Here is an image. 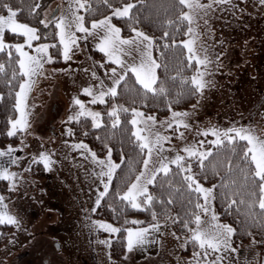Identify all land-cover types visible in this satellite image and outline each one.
I'll list each match as a JSON object with an SVG mask.
<instances>
[{
  "label": "snow or ice",
  "instance_id": "1",
  "mask_svg": "<svg viewBox=\"0 0 264 264\" xmlns=\"http://www.w3.org/2000/svg\"><path fill=\"white\" fill-rule=\"evenodd\" d=\"M62 3L66 6H57L41 16L38 11L42 7L41 0H20L19 7L16 0H0V53L6 57L0 62V83L7 89V93L0 92V104L9 102L13 113L6 121V135L30 134L34 105H30L29 99L39 78H47L46 65L55 63L57 56L65 63L71 61L81 41L93 40L95 49L105 58L99 67L115 65L104 73L110 84L92 71L91 78L98 83L82 87L81 95L90 98L87 103L79 96L72 98L73 111L67 123L83 125L90 121L91 128H110L113 134L119 129L126 135L135 155L127 160L122 156L121 162L115 163L113 149L107 143L104 144L107 155L101 159L83 141L70 145L65 141L66 146L90 160L94 165L92 174L102 185L92 211L110 195L117 170L124 164L127 173L121 180L125 187L114 193L115 198L125 209L147 212L151 216L147 226L123 230L126 253L160 244L158 236L165 235L163 230L179 225L189 234L181 248L191 245L194 249L190 264H225V261L233 264V254L240 251L239 246L233 247L237 230L220 222L214 202L219 199L226 214L242 215L241 224L264 230V136L258 135L252 124H233L227 128L212 125L196 131V135L204 139L185 143L176 150L171 146L173 137L160 129L172 130L180 140L185 135L181 129H192L188 118L198 109L205 90L213 86V81L207 79L212 75L209 66L219 65L220 60L219 54L215 60L210 59L207 49L200 44L199 21L207 25V18L218 9L223 10L222 6H238L232 4V0H161L151 5L163 15L159 20L162 35L156 38L138 27L144 19L142 11L149 8L147 0H62ZM259 4L264 5V0H259ZM97 15L101 18H95ZM20 16L38 18L36 23L51 31L41 32L39 27L23 22ZM114 19L124 21L130 32L128 37L122 36V28L113 23ZM6 34L21 37L23 42L9 43ZM177 35L186 38L177 42ZM154 51L159 52V58L154 57ZM169 54L175 61L176 71V75L169 78L171 86L169 80H160L157 75L162 67L168 71L165 61ZM187 69L192 70L191 75L184 74ZM130 76L134 77V83L130 82ZM176 85L179 90L174 98L168 99L172 96V86ZM122 92L132 95L133 104L137 98L141 102L149 98L166 100L171 117L158 122L154 115H146L136 107L113 103L104 114L110 122L106 124L100 111L88 107L105 104L107 98L115 99ZM191 98L197 100L191 112L172 109L173 104ZM125 114H130V118ZM66 134L74 135L71 128ZM96 138L102 142L108 139ZM166 144L169 147H165ZM17 151L22 149L10 145L0 150V158H7L0 160V181L8 183L10 192L16 191L18 180L22 179L9 167L19 164L20 158L14 155ZM170 152L174 155L167 154ZM54 155L42 151L31 163L41 164L46 171H51L56 164ZM137 165L141 166L138 172ZM30 170V167L26 169ZM209 173L219 177V183L205 187L201 180H206ZM177 206L179 211L172 215V209ZM125 223L143 225L144 221L125 220ZM93 224L110 234L121 232L112 224L99 221ZM0 225L20 226L4 195H0ZM170 234L180 239L175 232ZM247 235L252 236L253 245H264V236L257 241L252 232ZM99 243L111 246V240ZM127 258L125 255L124 259Z\"/></svg>",
  "mask_w": 264,
  "mask_h": 264
},
{
  "label": "rangeland",
  "instance_id": "2",
  "mask_svg": "<svg viewBox=\"0 0 264 264\" xmlns=\"http://www.w3.org/2000/svg\"><path fill=\"white\" fill-rule=\"evenodd\" d=\"M232 4L238 7L222 6L223 10L218 9L207 18V25L203 20L199 21L200 44L207 49L210 59L215 60L219 54L220 60L219 65L213 63L209 66L212 75L207 79L213 81V86L205 90L198 109L188 118L192 129H181L185 133L184 139H177V134L172 130L160 129L165 135L173 137L171 146L176 150L182 148L185 143L204 139L197 136L196 131L212 125L227 128L233 124H252L257 134L264 136V5H260L259 0H232ZM87 64L86 61L80 63L83 69L89 71L83 70L84 78L79 76L74 92L69 93L66 88L62 89L63 87L52 85L51 81H44L43 92L39 89L41 93L29 99L30 105H34L30 134H24L23 144L19 146L26 147L28 157L18 165L17 170L22 179L18 180L16 191L12 193L8 190L9 195H5L16 210L20 205H24V215L20 211L18 216L16 215L20 226H14L11 235H20L19 232H22L24 227L31 233L39 232L41 226L47 228L46 230L55 231L58 226L68 228L73 223H78V220L85 221L95 216L92 209L95 207L98 189L102 190V185L92 174L94 165L82 157L79 151L72 150L65 144V141L69 145L80 142L66 134L71 128L67 118L73 111L72 98L80 97L78 92L82 87L95 83H86L85 77H91V72L94 71L92 65ZM196 102L197 100L187 108L174 111L191 112L192 105ZM88 107L102 113L103 110H110L111 105L101 107V104H96ZM170 117L171 112L157 121H166ZM165 147L169 145L166 144ZM42 151L55 153L53 159L56 164L51 171H46L45 178H38L26 169L31 167L32 158ZM167 154L174 155L171 152ZM106 155L107 153L97 156L103 159ZM112 159L118 163L113 157ZM212 185L204 184L205 187ZM39 200L42 201L40 206ZM46 201L49 203L47 209L44 206ZM215 210L219 215L216 204ZM220 222L229 224L222 220ZM163 231L165 235L158 236L160 244L148 245L132 253H126L125 248L123 258L117 260L112 257L111 246L99 243L101 240H111L112 244L111 235L64 236L74 240L81 247V253L76 259L80 264H190L193 252L190 255L184 254L185 248L180 246L189 234H178L174 225ZM172 232L180 239L174 238L170 234ZM236 246H239L240 250H246L247 256L240 259L239 254H233V264H264L258 245H253L252 239L233 243V247ZM125 255L128 256L127 259H124Z\"/></svg>",
  "mask_w": 264,
  "mask_h": 264
},
{
  "label": "trees",
  "instance_id": "3",
  "mask_svg": "<svg viewBox=\"0 0 264 264\" xmlns=\"http://www.w3.org/2000/svg\"><path fill=\"white\" fill-rule=\"evenodd\" d=\"M55 0H41L42 7L38 11L41 12V16L43 15V11L50 5V3L54 2ZM161 0H147V4L149 5L148 9H145L142 11V15L144 17L141 24L138 25V27L145 31L147 34L154 36L156 38H159L162 35V29L159 26V20L163 19V15L161 13H158L156 9L151 8L152 4H159ZM16 6H20V0H16ZM2 14V13H0ZM107 14V12L105 13ZM26 15V14H25ZM22 19L24 22H30L32 25L37 26L41 29V32H49L51 29H44L42 25H38L36 23V20L38 18H34L32 16H26V19L24 16L18 17ZM95 18H101L99 15ZM91 19V18H88ZM114 22L122 28V35L124 37H128L130 35V32L128 28L126 27L123 20H115ZM186 37H183L181 35H177L176 40L179 42L181 39H185ZM23 38L16 37L11 34H6V41L9 43H16L19 41H22ZM55 51V50H53ZM154 57L159 58V52L154 51ZM6 57L4 54L0 53V62H2ZM169 65L168 71L165 72L164 68H160L157 70V75L160 78V80H169V85H172L171 80L169 79L171 76L176 75V71L174 68L175 61L172 60L171 54L167 57L166 61ZM63 63V60L57 56L56 62L53 64H50L51 66L59 69L61 68ZM191 69L185 70V75H191ZM130 82L134 83V77L130 76ZM138 87V86H137ZM178 85L172 86V96H170L168 99H172L175 96L176 91H178ZM0 92L7 93V89L4 87L2 83H0ZM108 102L105 104H101V107H107L108 105H111L113 103L123 105L125 107H136L137 109L142 110L146 115H154L156 119H161L162 117L168 115L170 111L168 110L167 101L162 99H152L149 98L146 101L141 102L139 98H137V102L135 104L132 103V95L128 93H123L118 96L115 99L107 98ZM196 98L191 99H183L178 104H173L172 109H183L189 107ZM107 111L103 110L102 115H104ZM13 113L11 112V104L9 102H6L5 104H0V146H6L8 144H17L21 138L22 134H18L15 137H8L6 135L7 131V125L6 121L7 119L12 116ZM127 118H130V114H125ZM123 118V117H122ZM105 123H110L107 121L106 115H104ZM130 127V126H129ZM71 128L74 133L73 138L78 141H85L88 143L90 148L98 155L103 156L107 153V149L105 148L104 144L107 143L112 149V157L117 161L118 163L121 162L122 156L125 158V160L129 159L130 157L134 156L135 153L133 152L132 145H130L126 139V135L122 134L121 130L117 129L115 130V134H113V131L110 128H103V129H94L90 126V121H86L83 125L82 124H76L71 123ZM87 132V135H84V133ZM108 137V139L104 142L97 139L96 137ZM140 165H137V172L140 169ZM30 173L38 178H45L46 177V170L43 168V165L41 164H33L30 167ZM127 173V168L124 164L121 165V168L117 170V174L113 179L112 187L110 189V195L108 197H105V199L101 202L100 206L95 211V216L98 218H104L113 224L119 226L121 229V232H119L116 237L112 240L111 244V254L113 259H122L123 253L125 250V232L123 231L125 228L136 226L130 223H125V220L131 221V220H141L144 221L143 225L149 224L151 222V216L147 212H138L136 210H133L131 208L125 209L118 199L115 198L114 193L117 190L123 189L125 185L122 183L121 177L124 176ZM223 174V173H221ZM134 179V177H133ZM5 184L4 187H2V184ZM201 183L203 184H218L219 183V177L213 176L209 173L208 178L206 180L202 179ZM6 181L0 182V191H6L7 187ZM218 213L220 215V220L223 222H227L231 224L236 230L237 233L233 237V243L237 244L239 242H246L250 239H252V236L247 235L248 232H252L255 236L256 240L259 241L262 236H264V230L251 227L249 224H241V220L243 219L242 215H236V214H226L224 212V206L222 202L218 199L215 201ZM179 211V207H174L172 209V215H176V213ZM174 229L176 232L180 235H188V233L183 230L179 225H174ZM14 231V226L9 225H0V248L2 245L7 241V239L11 236V234ZM260 254L264 259V245L257 244ZM194 251L193 247L191 245H188L187 248L184 249L183 253L190 255Z\"/></svg>",
  "mask_w": 264,
  "mask_h": 264
},
{
  "label": "crops",
  "instance_id": "4",
  "mask_svg": "<svg viewBox=\"0 0 264 264\" xmlns=\"http://www.w3.org/2000/svg\"><path fill=\"white\" fill-rule=\"evenodd\" d=\"M57 6L66 5H63L62 0H55L54 2L50 3V5L44 10V12L49 11L50 9H54ZM113 23L116 24L114 20ZM116 26L120 27L117 24ZM19 42L22 43L23 40ZM84 61L92 65V68L96 72L98 77L104 79L106 84H110V81L104 75V73L106 69H110L115 65L105 64V68H100L99 64L104 63L105 58L103 54L99 53L95 49V42L89 39V41L87 42L81 41L80 48L78 51H76L72 60L67 63L63 61L61 68L57 69L51 65H46L47 78H39L36 86L34 87V90L30 95V98L37 96L38 93H41L39 89H42L43 92L45 87L43 83L44 81H51L52 85L55 84L56 86L63 87L62 89L66 88L69 93L74 92L76 90V84L78 82L79 76L83 77L82 74L84 69L82 68V66H80V63L82 64V62ZM53 69H67V71H57L53 73ZM78 71L80 72L79 74ZM54 79L56 81H53ZM85 80L86 83H98V81L92 79L91 77H88V75L87 77H85ZM78 95H80L81 100H83L85 103H87V101L90 99L89 97L81 95V91L78 92ZM88 106L93 107L95 105ZM22 140L24 141V134H22V138L17 144H8L3 147L0 146V150L6 149L9 145L16 149H22V151H17L14 153L15 156L20 158L19 164L9 166L11 171L17 173L19 172L17 170L19 168L18 165H20L21 162L25 161L28 157V151L25 149L26 147H19L22 146ZM6 159V157L0 158V160ZM4 185L5 184L3 183L2 187H4ZM6 187V191H0V195L5 196L9 193L8 185H6ZM6 202L9 203L11 214L16 216L20 211L21 214L24 215V212L22 210V207H24V205H20L16 210L14 204H10L7 198ZM39 202L40 204L38 205L40 206L42 204V201L39 200ZM56 204L58 205V201L56 202ZM44 206L47 209V207L49 206L48 201L44 203ZM94 221L112 224L114 227L119 228V226L113 224L112 222L104 218H98L96 216H93L92 218L85 221L78 220V223H73L68 228H65L64 226H58L55 231L46 230L47 228H43L41 226L39 232L31 233L27 228L24 227L22 228L23 231L19 232L20 235H11L0 248V264H77L79 263V261L77 262L76 259L77 256L81 253V247H79L78 243H76L74 240L72 241L70 239H66L64 235H111L113 236V240L114 237L118 234H110L103 230L97 229L93 224ZM147 225L148 224L136 225L128 228L143 227Z\"/></svg>",
  "mask_w": 264,
  "mask_h": 264
},
{
  "label": "built area",
  "instance_id": "5",
  "mask_svg": "<svg viewBox=\"0 0 264 264\" xmlns=\"http://www.w3.org/2000/svg\"><path fill=\"white\" fill-rule=\"evenodd\" d=\"M246 256H247V252H246V250H240V252H239V258H241V259H244V258H246Z\"/></svg>",
  "mask_w": 264,
  "mask_h": 264
}]
</instances>
